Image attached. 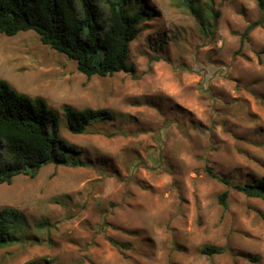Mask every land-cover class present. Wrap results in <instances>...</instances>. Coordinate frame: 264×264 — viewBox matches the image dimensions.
<instances>
[{
	"label": "rangeland",
	"instance_id": "374dc122",
	"mask_svg": "<svg viewBox=\"0 0 264 264\" xmlns=\"http://www.w3.org/2000/svg\"><path fill=\"white\" fill-rule=\"evenodd\" d=\"M129 1L155 12L130 46L133 75L88 80L36 33H0V80L58 111L60 136L87 163L0 185V208L20 210L38 239L0 249V264H264V200L206 172L234 184L264 177V25L241 44L262 11L250 0H199L219 12L209 36L183 0ZM66 104L114 120L73 135ZM205 246L226 251L206 256Z\"/></svg>",
	"mask_w": 264,
	"mask_h": 264
},
{
	"label": "trees",
	"instance_id": "16d2710c",
	"mask_svg": "<svg viewBox=\"0 0 264 264\" xmlns=\"http://www.w3.org/2000/svg\"><path fill=\"white\" fill-rule=\"evenodd\" d=\"M250 1H255L263 14L259 21L247 27L241 44L264 25V0ZM100 2L108 13L103 11ZM183 3L196 17L203 33L213 36L219 12L206 10L199 0H183ZM154 16V10L144 4L132 9L129 0H0V33L7 37L22 32L36 33L43 45L76 62L78 72L90 80L95 76L135 74L136 67L129 62L130 46L141 34V25ZM62 113L73 135L87 134L94 122L114 120L107 109H77L66 104ZM257 145L264 148V143ZM52 164L72 168L87 166L81 152L60 136L58 111L44 98L18 93L9 82L0 80V185H11L22 175L34 179L41 169ZM206 172L231 190L264 200V177L257 183L234 184L211 167L207 166ZM229 189L218 196L224 209L228 208ZM46 227L47 223L40 224V228ZM37 240L30 236V224L20 210L0 208V249ZM110 242L116 247H127ZM225 251L210 246L201 250L206 256L222 255ZM257 261L255 257L253 262Z\"/></svg>",
	"mask_w": 264,
	"mask_h": 264
}]
</instances>
